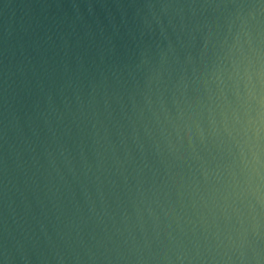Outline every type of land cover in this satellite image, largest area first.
Segmentation results:
<instances>
[{
  "label": "water",
  "instance_id": "1",
  "mask_svg": "<svg viewBox=\"0 0 264 264\" xmlns=\"http://www.w3.org/2000/svg\"><path fill=\"white\" fill-rule=\"evenodd\" d=\"M0 264H264V0H0Z\"/></svg>",
  "mask_w": 264,
  "mask_h": 264
}]
</instances>
